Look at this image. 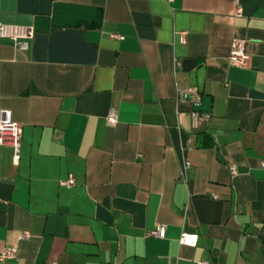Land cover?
I'll use <instances>...</instances> for the list:
<instances>
[{
    "label": "crops",
    "instance_id": "0c3cea01",
    "mask_svg": "<svg viewBox=\"0 0 264 264\" xmlns=\"http://www.w3.org/2000/svg\"><path fill=\"white\" fill-rule=\"evenodd\" d=\"M239 4L0 0V23L34 27L25 50L0 38V110L21 124L18 164L0 146V264H264V0Z\"/></svg>",
    "mask_w": 264,
    "mask_h": 264
},
{
    "label": "built area",
    "instance_id": "2783aa9c",
    "mask_svg": "<svg viewBox=\"0 0 264 264\" xmlns=\"http://www.w3.org/2000/svg\"><path fill=\"white\" fill-rule=\"evenodd\" d=\"M166 3L170 4L174 0H165ZM236 6V13L239 14L241 11L239 0H234ZM34 36V27L25 26L18 24H3L0 23V38H8L12 40L20 50L27 48V40ZM112 38L121 39L118 34H112ZM249 59L248 54L245 50V40L240 38H234L230 44V53L228 56V62L234 67H243L247 64ZM182 98H187L191 104L190 111V123L191 129L195 130L198 127V121L201 117H208V114L202 113L200 110L201 100L197 90L193 88H186L180 91ZM106 122L110 125H114L117 122L115 112L110 111L106 116ZM20 136H21V124L11 119L5 118L3 112L0 110V146H8L13 150V163L18 164L19 162V147H20ZM192 136L191 134L186 138V152L192 150ZM190 166L189 160L184 161L183 169ZM261 168L264 169V161L261 162ZM232 175L236 174L234 166H230ZM60 185L66 187H72L74 185V178L72 174H69L65 180H61ZM147 235L155 236L158 238L165 237V226L158 224L154 229L147 232ZM30 237L29 232L22 231L18 235L19 240H25ZM198 236L193 233L183 232L178 242L180 245L194 247L197 243ZM17 259V249L14 246H5L2 252H0V263L5 260ZM166 264H171L169 261ZM197 264H209L207 262H198Z\"/></svg>",
    "mask_w": 264,
    "mask_h": 264
}]
</instances>
